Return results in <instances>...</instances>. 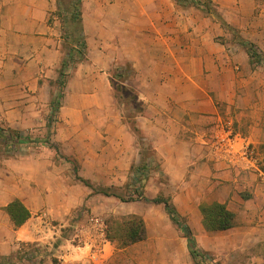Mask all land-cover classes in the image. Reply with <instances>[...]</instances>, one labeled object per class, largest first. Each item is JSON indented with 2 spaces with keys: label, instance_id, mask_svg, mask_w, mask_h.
<instances>
[{
  "label": "crops",
  "instance_id": "obj_1",
  "mask_svg": "<svg viewBox=\"0 0 264 264\" xmlns=\"http://www.w3.org/2000/svg\"><path fill=\"white\" fill-rule=\"evenodd\" d=\"M208 1L263 64L252 66L245 48L201 9L174 0L81 1L86 56L63 71L50 130L62 158L29 147L0 160V256L49 242L51 230L57 236V229L74 225L83 206L96 210L101 197L75 180L74 163L94 187H121L149 148L172 190L165 197L198 248L246 253L248 263L264 264V0ZM56 4L0 0V126L47 131L68 52ZM118 85L134 99L118 97ZM119 107L131 110L130 124ZM227 133L230 150L215 149L214 138ZM15 199L30 212L19 228L4 211ZM213 202L234 214L232 229L204 230L199 205ZM220 234L229 243L222 246ZM64 250L53 255L57 264L113 263L106 245L96 260L87 246Z\"/></svg>",
  "mask_w": 264,
  "mask_h": 264
},
{
  "label": "trees",
  "instance_id": "obj_2",
  "mask_svg": "<svg viewBox=\"0 0 264 264\" xmlns=\"http://www.w3.org/2000/svg\"><path fill=\"white\" fill-rule=\"evenodd\" d=\"M81 1L82 0H57L55 16L61 23L64 45L68 47V52L66 60L62 65V70L59 74L60 77L57 83L59 88L58 94L50 101L51 113L47 120V131L50 130L51 123L54 121L58 108L60 107L62 89L64 87L65 80L63 71L66 69L69 63L81 62L86 56V42L82 29L80 10ZM174 2L176 5L181 7H195L201 9L207 14H213L216 16L220 22V25L225 31H235L220 19L213 4L208 0H174ZM240 45L245 48L252 66L263 64L260 54L253 45L242 41ZM117 78L121 80L123 78V74L119 73ZM116 88L118 92L117 96L122 98L123 101L126 100L127 102H130L134 99V95L126 91L125 88H122L120 85H118ZM0 145L4 148L3 158L12 157L18 153L21 148L29 147L49 148L56 153V156L62 158L58 148L51 143L50 134H48L45 138H33L32 136L23 134L20 131L7 127L3 128L0 126ZM142 154L141 167L132 166L130 170L131 179L133 177L135 180L132 181L134 184L138 183L139 185L136 189V198L129 197L128 199H124L123 197H119V195L116 193L111 192L112 188L94 187L90 182L78 175V170L74 163L75 180L83 186L91 189L93 194H99L104 197H113L123 203L146 202L155 206H163V210L168 216L169 221L184 238L188 254L193 264H212L209 262V254L201 251L198 248L190 228L186 224L185 220L179 215L170 198L158 195L153 200H149L144 196L143 188L147 178L143 174V177L137 179V174L139 173V170H143L152 161L151 158H153V152L149 148H146ZM148 154L152 155L149 156ZM147 158H149V160ZM4 211L8 214L15 228H19L24 225L30 218L29 210L17 199L10 202L4 208ZM199 211L202 216V226L206 232H224L234 227L235 216L233 213L228 211L226 206L223 204L216 202L210 204L201 203L199 205ZM107 238L109 242L118 244L120 248H125L143 242L147 239V229L145 222L140 216L137 215H129L117 220H112L110 222V226L107 228ZM16 254L19 255V253ZM38 256L40 258L39 264H42V260L45 259V256L41 254L38 247L34 245H28L27 250L17 257V261L19 264L21 261L31 262ZM14 257L15 256H0V264H10ZM52 264H57L56 259H53Z\"/></svg>",
  "mask_w": 264,
  "mask_h": 264
},
{
  "label": "rangeland",
  "instance_id": "obj_3",
  "mask_svg": "<svg viewBox=\"0 0 264 264\" xmlns=\"http://www.w3.org/2000/svg\"><path fill=\"white\" fill-rule=\"evenodd\" d=\"M227 32L231 35V39L234 42L241 43L242 40L239 38L236 31L233 32L227 30ZM119 109L122 111L121 115L125 116L126 122L130 124L133 120L131 110H126L121 107H119ZM55 121L56 119L51 123L50 130L55 126ZM1 126L5 128L4 125ZM50 130L39 131L40 134L37 131L32 133L27 132L25 134H28L33 138H45L48 134L51 135ZM3 149V146L0 145V160L3 159ZM147 159L149 160V158ZM137 165L138 167H141V161ZM138 174L137 179L143 177V174L147 178L143 188V194L147 199L153 200L158 195L165 197L166 194L171 193L172 190L168 189L165 180L166 177L164 176V173L160 168V163L156 158L143 170H139ZM132 180L135 181L133 177L132 179L131 176L128 177L121 187H111V192L116 193L119 197H123L124 199H128L129 197L136 198V189L139 185L138 183L134 184ZM96 197H101L100 199H96V210L91 211L88 207L83 206L80 210L81 215L75 219L76 222L74 225L69 223L64 226V228L57 229V236L54 234L55 230H51L53 233H51L52 238L49 239V242L43 243L42 246L38 247L41 254L49 256V259L45 258L42 260V264L45 262L50 264V260L52 262V259H54L52 257H54L53 255H56V252L62 253L64 249L71 246H85L83 240L81 242L78 238H75V232L78 230L77 235L80 236V230L86 227L85 215L98 217L103 221L106 227L107 238V228L110 226V222L112 220L129 216L126 215L128 210L138 212L139 216L143 217L149 230V238L145 243L128 249L120 248L118 244L109 242L107 238L108 243L106 246L111 248L113 254L112 264H193L189 257L184 238L169 221L168 216L163 210V206H155L146 202L123 203L116 198L103 197L102 195H96ZM217 240L223 246L225 243H229L230 237L226 234H220L217 237ZM24 248V245L20 246L17 252L19 255L15 254V257L11 260L10 264H19L17 257L25 251ZM208 254L210 259L209 262L212 264H250L248 263L250 257L246 253L232 256L229 250L226 251L220 248L218 252H210ZM56 259L58 262V258ZM39 261L40 258L38 256L31 262L21 261L20 264H39Z\"/></svg>",
  "mask_w": 264,
  "mask_h": 264
},
{
  "label": "built area",
  "instance_id": "obj_4",
  "mask_svg": "<svg viewBox=\"0 0 264 264\" xmlns=\"http://www.w3.org/2000/svg\"><path fill=\"white\" fill-rule=\"evenodd\" d=\"M231 135V133H227L224 137H215L213 147L215 149L221 147L230 150L232 145ZM85 218L86 227L80 230V236L77 235V230L75 232V238H78L81 242L83 240L85 246L90 249V256L96 260L102 255L104 246L108 243L106 238V227L103 221L98 217L85 215Z\"/></svg>",
  "mask_w": 264,
  "mask_h": 264
}]
</instances>
